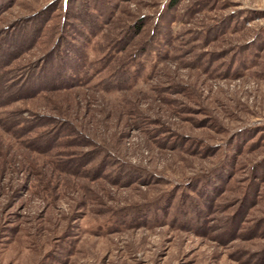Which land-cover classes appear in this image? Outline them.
<instances>
[{
  "label": "rangeland",
  "instance_id": "374dc122",
  "mask_svg": "<svg viewBox=\"0 0 264 264\" xmlns=\"http://www.w3.org/2000/svg\"><path fill=\"white\" fill-rule=\"evenodd\" d=\"M0 264H264V0H0Z\"/></svg>",
  "mask_w": 264,
  "mask_h": 264
},
{
  "label": "trees",
  "instance_id": "16d2710c",
  "mask_svg": "<svg viewBox=\"0 0 264 264\" xmlns=\"http://www.w3.org/2000/svg\"><path fill=\"white\" fill-rule=\"evenodd\" d=\"M66 54V53H65ZM66 56H67V54H66ZM60 57V56H59ZM64 60H66V58H64ZM58 70V69H57Z\"/></svg>",
  "mask_w": 264,
  "mask_h": 264
}]
</instances>
